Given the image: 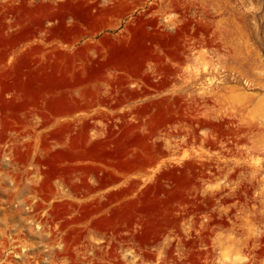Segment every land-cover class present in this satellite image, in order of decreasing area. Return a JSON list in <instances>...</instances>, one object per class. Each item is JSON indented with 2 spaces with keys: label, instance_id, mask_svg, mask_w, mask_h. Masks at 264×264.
<instances>
[{
  "label": "rangeland",
  "instance_id": "rangeland-1",
  "mask_svg": "<svg viewBox=\"0 0 264 264\" xmlns=\"http://www.w3.org/2000/svg\"><path fill=\"white\" fill-rule=\"evenodd\" d=\"M0 264H264V0H0Z\"/></svg>",
  "mask_w": 264,
  "mask_h": 264
}]
</instances>
